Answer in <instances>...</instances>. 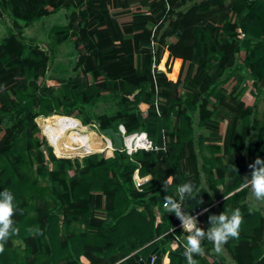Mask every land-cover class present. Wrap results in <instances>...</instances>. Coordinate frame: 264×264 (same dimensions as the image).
Masks as SVG:
<instances>
[{"label":"trees","instance_id":"1","mask_svg":"<svg viewBox=\"0 0 264 264\" xmlns=\"http://www.w3.org/2000/svg\"><path fill=\"white\" fill-rule=\"evenodd\" d=\"M73 2L0 0V17L9 16L7 33L0 39V192L8 189L15 197L18 229L4 244L0 264H139L151 251L154 264L163 256L167 264H187L176 227L179 219L156 209L166 195L178 199L176 187L188 181L199 195L186 198L183 208L191 215L200 212L197 226L206 231L210 215L239 208V238L224 247L234 264H264V216L239 202L251 190L240 187L243 174L251 172L249 164L257 156L264 159V111L261 117L254 111L255 103L264 100V0H79L65 25L50 28L54 42H71L75 69L84 78L62 85L63 96H71L64 103L30 91L29 82L44 72L51 53L39 49L22 30L70 10ZM151 40L156 61L168 52L170 81L163 72L150 73ZM165 59L166 52L160 69ZM241 74L249 76L248 85L256 92L250 102L244 97L246 85L238 88ZM105 95L116 99L117 109L99 121V129L117 131L121 124L128 133L141 130L162 148L136 150L129 159L118 151L115 158L78 153L80 162L70 159L78 158L70 148L88 126L74 121L69 109L92 106ZM126 101L147 104L145 116ZM218 105L230 112L224 128ZM50 114L68 120L39 118L44 139L34 121ZM4 115L11 116L5 125ZM61 125V133L69 134L70 150L59 145L62 154L54 143ZM134 171L138 177L149 176L139 189L132 183ZM200 171L206 188L200 184ZM97 211L103 216L97 217ZM37 228L42 234H36ZM12 240L22 241L23 247L12 246ZM207 243L205 239L202 246ZM204 250L203 256H194L197 264H225L221 255Z\"/></svg>","mask_w":264,"mask_h":264},{"label":"rangeland","instance_id":"2","mask_svg":"<svg viewBox=\"0 0 264 264\" xmlns=\"http://www.w3.org/2000/svg\"><path fill=\"white\" fill-rule=\"evenodd\" d=\"M78 2H79V0H74V2L72 4L73 7H71L70 10H59L55 14L49 15L45 18H42L39 22L37 21V22H33L29 25H26L22 30V34L25 37L32 38V39H35L37 41L36 44H37L39 49L51 53L50 54V61L47 63V67H46V69H44V72H42L34 81L29 82L30 91L31 92L32 91H39L40 93H44L48 96L54 95V96L58 97L59 99H61L64 103H68L71 99V96H69V97L63 96L62 85L66 84L67 80H70V83H73V82L82 83L84 78L78 75L79 69H75V67H76V62H75L76 57L75 56L76 55H75V52L73 51L71 42L68 39L64 42H54L52 40V39H54V36H53V34H51L50 28L53 25H65L66 22L68 21V19L71 17L70 16L71 11H74L76 13V11L78 9L77 8ZM141 4H142V7H145V5L143 3H141ZM189 4L190 3H187L186 5L180 6L179 9H184ZM8 19H9V16L7 14H5L3 17H0V39H1V37L5 36L7 33V29H8L7 28V21H8ZM77 20H78L77 16L75 15V19H74L73 24H75V21H77ZM149 47H150V45H149ZM164 52H166V56H167L166 63L168 62V52L164 50L163 53L161 54L160 58H159L158 64L161 63L162 56L164 55ZM239 57L240 58L243 57V49H241ZM211 63H213V60H211L210 64ZM170 68H169V71H170ZM164 70L166 71V66H164ZM169 71H166V72H169ZM207 71L209 74L213 73L212 68H208ZM166 72L164 74L165 78L167 80H169L166 76ZM235 73L237 75H240V72L235 71ZM243 76H244V79H243ZM50 78H52L53 80ZM220 79L221 78H218V80H220ZM171 81H174V80H171ZM248 82H251V79L249 78V76L247 74H244V75H242V79L238 84V88H241V87L246 85V87L243 90L244 92L245 91L248 92V94L247 93L244 94L245 95L244 97L246 98V102H250L252 95H254V93H256L254 91V88L251 85H248ZM225 101H226V103H228V102L232 103V101L228 97H225ZM125 103L128 105L129 108L132 107L133 110L135 109V111L137 113L140 112L142 116H145L146 110L148 107L147 104L144 105V103L140 102V103H138V105L133 106L132 104H130L129 101H126ZM34 105H35V103H34ZM217 107H218L217 108L218 113L220 115L219 119L222 122V127L224 128L225 123H226V121L230 115V112L226 109L225 106L218 105ZM33 109L36 110L37 106L36 105L33 106ZM116 109H117L116 99L115 98L113 99L109 95H105L104 98L98 100L92 106L80 104L76 108L69 109V111H70L69 116L76 118V119H74V121H77V123L82 125V126L83 125L88 126L86 129H84L83 131L78 133V136H79L78 141L79 142L78 141L74 142L72 145V148H70L71 152L76 154L78 156V158L72 157L70 159L75 158L80 162L83 159V157H81L78 153L85 154L88 152L92 153L89 155L97 154V155L103 156V157H109V156L111 158L113 157V152H116V150H113L112 148H106L102 152L95 153V152H97L96 149H93L92 147H88V146L80 147V144H81V138H82L81 136L83 133L93 131L94 133H96L99 136L102 135L98 131L99 121L103 117L104 118L111 117ZM254 111L258 114V117H261L260 114L264 111V100L263 99H259L255 103ZM15 115H16V113L13 112L12 117ZM250 115H251V113H249V117H251ZM42 118H47L48 120H50V119L51 120H53V119L68 120V117H61V116L57 117V115H55V114L42 116ZM10 119H11V116L7 117L4 115V117H2L1 121L5 125V124H8L10 122ZM83 119L85 120L84 122H86V123H82ZM34 122L39 129L40 127L37 125V123H36L37 121H34ZM65 124H69V123H65ZM173 124H174V115H170L169 116V125H168L169 131H171L173 129ZM63 125L59 126L58 129H56V131L54 132L55 133V138H54L55 142L54 143H55V146L58 149L59 153H61V154H62V152L60 150V146L68 149L67 139L69 137V134L67 132L61 133ZM139 131H141V130H134V131L129 132V133L139 132ZM39 133L41 134L40 129H39ZM126 133H128V132H126ZM256 133L257 132H254L253 136H255ZM103 136H105V135H103ZM107 138L110 141V138L109 137H107ZM163 138H164V141H167V139H168L167 136H163ZM44 139H45V137H44ZM52 151L53 150H51V147H50V152L52 153ZM118 152L125 154L128 159H129V157H131V155H133L132 151L128 153L124 149H122L121 151H118ZM230 152H232V151L230 150ZM52 154L55 156L54 153H52ZM203 154L204 155L208 154V152L205 148L203 149ZM225 156H227V155H225ZM62 158H64V157H62ZM113 158H115V157H113ZM222 158H223L222 159L223 161L226 160L225 157H222ZM201 164H202V159H201V156L199 153V154H197V165H198V167H200ZM249 175H251V172H249V171H246V173L243 174V176H248V177H249ZM147 179H149V176L135 178V176L133 174L132 183H133L134 187H137V189H139L140 183L144 182ZM200 184L202 187L206 188L205 176L203 175V173L201 171H200ZM239 202L245 203L248 206L255 208L259 211L263 208V205H261V204L256 203L254 205V201H253V198L251 196V190H247L246 194L243 197L239 198ZM164 203H163L161 208L156 209L157 213H167V211L165 210V207H164ZM216 204H217V200L213 199L212 205L216 206ZM199 213L200 212L196 213V215H194V217L196 218L199 215ZM95 214L97 217L103 216V213L101 211H97V212H95ZM72 227H78L79 228L77 223H74ZM176 227L181 232V235L179 236V240L182 241V239H184V237H185V235H187V233L184 232V230L181 226V222L178 223ZM31 233H33V231ZM11 242H12V246H15L18 248L23 247L22 241L12 240ZM202 247L203 248L207 247L209 253L217 254L214 251L213 244L211 242L203 245ZM219 255H221L223 257L225 264H228L231 262L229 254L227 253L224 245H223V250L221 253H219ZM151 256H153V253L151 254ZM79 260L82 263H87V260L83 256H79ZM162 261H167V257L163 256Z\"/></svg>","mask_w":264,"mask_h":264},{"label":"clouds","instance_id":"3","mask_svg":"<svg viewBox=\"0 0 264 264\" xmlns=\"http://www.w3.org/2000/svg\"><path fill=\"white\" fill-rule=\"evenodd\" d=\"M249 168L251 169V175L243 178L240 187L251 189L254 205L256 203L264 205V159L257 156L254 162L249 164ZM175 191L178 199L166 195L164 197V207L168 213L175 214L181 222L184 232L187 233L183 243V256L187 264H197L194 256L205 254L202 247V241L205 239L213 244L214 251L219 254L223 250V245L229 239L239 238V230L243 222V216L239 208L231 210L230 214L225 210L219 215H210L208 217L210 226L205 231L197 226V219L183 208L185 199L198 197L199 190L191 181H188L178 185ZM228 198V196H224L225 200ZM14 200L15 197L10 190L5 189L0 192V253L4 251V244L8 239L18 233L13 220V216L17 212ZM252 210L250 208V212ZM20 213H23L22 209ZM35 232L36 234H42V231L38 228L35 229Z\"/></svg>","mask_w":264,"mask_h":264},{"label":"built area","instance_id":"4","mask_svg":"<svg viewBox=\"0 0 264 264\" xmlns=\"http://www.w3.org/2000/svg\"><path fill=\"white\" fill-rule=\"evenodd\" d=\"M152 32H153V30H152ZM149 45H150V51L152 52V62H151V64H150V73H151V75L153 76L155 73H157V72H163L164 74H165V70H164V66H165V64H166V60H167V56H166V59H165V61H164V64H163V68L162 69H160V66H159V64H158V61L159 60H155V56H154V49H155V43L151 40L150 41V43H149ZM165 76V75H164ZM156 103V102H155ZM154 103V104H155ZM118 130H119V133H120V136H121V139H122V149H123V140H124V136H126V135H133V134H142V139L139 141V143L137 144V146L136 147H133L130 151L129 150H127L126 149V151L129 153V152H135L136 150H152V151H157V150H160V148H162V147H158V146H156V145H154L148 138H147V136H146V134L145 133H143L142 131H139V132H133V133H126V131H125V129H124V127L121 125V124H118ZM125 150V149H124ZM134 176H135V178H138V176H137V172L136 171H134ZM132 179H133V175H132ZM141 184V183H140ZM137 188V187H136ZM154 256H151L150 257V261H149V263L148 264H154ZM145 264V263H144ZM159 264H167V261H162V259H161V262L159 263Z\"/></svg>","mask_w":264,"mask_h":264},{"label":"bare ground","instance_id":"5","mask_svg":"<svg viewBox=\"0 0 264 264\" xmlns=\"http://www.w3.org/2000/svg\"><path fill=\"white\" fill-rule=\"evenodd\" d=\"M39 118H42V116H39L38 118L35 119L37 121ZM82 137V138H81ZM81 144L80 147L83 146H88L92 147L93 149H96L97 152L99 153L102 152L106 148H112L109 139L106 136L103 135H97L93 131L83 133L81 136ZM142 134H133V135H126L124 136L123 140V149L131 150L133 147H136L139 141L142 139ZM89 154L92 153H85V156H88Z\"/></svg>","mask_w":264,"mask_h":264},{"label":"water","instance_id":"6","mask_svg":"<svg viewBox=\"0 0 264 264\" xmlns=\"http://www.w3.org/2000/svg\"><path fill=\"white\" fill-rule=\"evenodd\" d=\"M162 58H163V56H162ZM40 116H42V115H40ZM98 131L100 134L105 135V136L110 138V144H111V147L113 150H116V151L122 150V139H121L118 127H117V131H115L111 127L98 129ZM152 253H153V251H151L150 254L146 256L144 262L140 261L139 264H144V263L148 264L150 261V257H151Z\"/></svg>","mask_w":264,"mask_h":264},{"label":"crops","instance_id":"7","mask_svg":"<svg viewBox=\"0 0 264 264\" xmlns=\"http://www.w3.org/2000/svg\"><path fill=\"white\" fill-rule=\"evenodd\" d=\"M39 21H40V20H39ZM39 21H38V22H39ZM36 22H37V21H36ZM175 59H176V58H175ZM177 59H179V58H177ZM179 63H180V59H179ZM144 105H145V104H144ZM263 207H264V205H263ZM254 209H255V208H254ZM263 209H264V208H262L260 211H259V210H258V211H259V213H260L261 215L264 216V210H263ZM256 210H257V209H256ZM195 215H196V214H195ZM193 216H194V215H193ZM227 253H228V252H227ZM229 257H230V256H229ZM230 260H231V259H230ZM228 264H234V263H233V261L231 260V262L228 263Z\"/></svg>","mask_w":264,"mask_h":264}]
</instances>
